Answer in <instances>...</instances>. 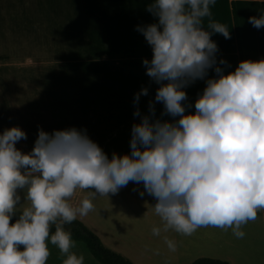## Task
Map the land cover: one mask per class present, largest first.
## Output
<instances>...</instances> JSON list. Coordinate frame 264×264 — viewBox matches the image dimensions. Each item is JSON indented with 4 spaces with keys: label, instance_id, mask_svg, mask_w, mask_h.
<instances>
[{
    "label": "clouds",
    "instance_id": "9594fccd",
    "mask_svg": "<svg viewBox=\"0 0 264 264\" xmlns=\"http://www.w3.org/2000/svg\"><path fill=\"white\" fill-rule=\"evenodd\" d=\"M214 3L152 0L147 5L157 22L138 28L152 49L143 64L159 84L155 100L179 119L142 116L132 126L130 155L114 153L109 159L74 127L51 134L39 130L28 153L15 146L26 139L21 128L0 134V264H47L49 243L66 256L63 264H84V256L72 251L75 241L65 225L93 211L96 195L117 194L129 182L142 183L155 198L162 224L152 228L154 236L169 230L190 236L207 226L244 236L241 227L264 210V59L242 60L226 74L217 66L211 34L230 38V33L215 21L203 27ZM249 22L264 27V11ZM209 68L218 76L207 79L195 112L186 113L184 86L203 79ZM141 94L147 89L134 100ZM149 110L154 111L151 102ZM134 115H141L138 108ZM78 189L91 190L92 198L74 205ZM165 243L176 251L175 241L165 237Z\"/></svg>",
    "mask_w": 264,
    "mask_h": 264
},
{
    "label": "crops",
    "instance_id": "0c3cea01",
    "mask_svg": "<svg viewBox=\"0 0 264 264\" xmlns=\"http://www.w3.org/2000/svg\"><path fill=\"white\" fill-rule=\"evenodd\" d=\"M151 2L0 0V70L9 71V77L14 74L31 78L1 80L8 88L0 89V134L13 126L21 128L26 139L15 146L28 153L39 130L51 134L54 130L74 127L111 159L114 153L131 154L132 126L139 123L142 116L176 122L179 117L166 113L164 105L155 100L159 84L146 74L143 64L144 59L151 60L152 49L138 28L157 22L146 10ZM239 8L245 12L244 28L235 19V9L240 12ZM258 10V0H215L210 5L211 16L203 19V27L208 29L209 21H215L226 25L230 33V38L211 34L218 49L217 66L225 74L234 71L242 60H259L255 27L250 23V32L247 34L245 30L246 17L249 20L257 16ZM221 59L225 63L221 64ZM217 76L214 68H209L203 79L184 86L187 99L182 103L186 113L195 112V101L202 94L207 79ZM142 88L147 89V95L141 94L137 102L134 97ZM137 108L140 116L134 115ZM90 193L91 190L78 189L71 203L78 205L83 198H92ZM92 202L94 210L77 220L111 250L122 254L119 247L125 246V242H135L142 248H158L157 256L165 264L192 262L200 256L241 264L227 251L206 247L208 243L214 245L217 231L231 232V228L207 226L190 236L174 230L154 236L152 228L161 226L162 222L154 212L155 198L147 194L142 183L129 182L117 194L96 195ZM256 225L257 218L249 221L247 227H241L243 238L247 236L246 228L249 227V233L252 231L248 235L251 253L239 248L234 241L241 238L233 235H227L226 244L239 258L249 259L254 264L262 260V254L257 256L252 252L254 244L257 246L255 236H260ZM262 235L264 243V233ZM221 236L219 238L224 239L225 234ZM165 237L175 241L176 251L169 250ZM65 258L57 249L48 259H53V264H63Z\"/></svg>",
    "mask_w": 264,
    "mask_h": 264
},
{
    "label": "rangeland",
    "instance_id": "374dc122",
    "mask_svg": "<svg viewBox=\"0 0 264 264\" xmlns=\"http://www.w3.org/2000/svg\"><path fill=\"white\" fill-rule=\"evenodd\" d=\"M240 12L237 11V9H235V19L238 23H241L240 25L243 26L244 28V25H243V22H242V17L244 16V13L243 11H241L242 9H240ZM250 13V11H248V14ZM246 20L247 22L245 23V30L247 31V34L248 32H250V29H251V24L248 20V18L246 17ZM244 36V35H243ZM9 74V71L7 70H0V82L1 80H12V79H19V78H29L31 79L28 75H23L22 77H20V75H14L12 77H9L8 76ZM8 87L6 85H4L3 83H0V89L1 90H4V89H7ZM0 109H2L0 107ZM21 200H23V193H21ZM263 213V214H262ZM257 225H256V231H257V234L260 233V236H255V243L257 244V246L254 244V248H253V251H255V253H257V256H262V260L256 264H261L263 262V258H264V243H263V222H264V210L261 211V215H260V212L258 211L257 213ZM259 222V223H258ZM249 224V222L247 223ZM247 224H245L244 226H246ZM262 224V225H261ZM261 226V227H260ZM247 227V226H246ZM249 228V227H248ZM246 228V232L247 233V236L245 238H241V239H238V240H235L234 242L239 246V248H245L246 252L251 253L250 249L249 248V245H250V241L251 239L248 237L249 234L252 233V231H250L249 233V229ZM242 231V230H241ZM225 234V236H224ZM254 234V232H253ZM215 241H214V245L213 244H209L206 246L207 249H212L215 250V251H222V252H228L231 257L235 256L237 257V260L241 263V264H251L252 262L249 261V259H242V257H238V255L234 254L233 252L230 251V248H228L226 246V244L228 243L227 242V235H233L234 238H236L237 236H235L233 234V231L230 232V230L228 231H217L215 233ZM220 235H223L224 236V239H220L219 236ZM221 236V238L223 237ZM238 238V237H237ZM223 243H222V242ZM125 246L123 247H119L118 250L122 252V254L120 252H116V253H119L125 257H127L128 259H130L134 264H165V263H162L160 262L159 260V257L157 256V249L158 248H142L140 247L138 244H136L135 242H125L124 243ZM260 244H261V247H260ZM221 245V247L219 246ZM222 245H224V247H222ZM211 246V247H210ZM58 248H56L55 246L51 245L49 243V250H50V253L52 251H56ZM111 249V248H110ZM72 251H74L75 253H77L78 255H83L84 256V264H99L97 263L92 257L91 255L88 253V251L86 250V248L83 247V244L82 243H75V247L72 249ZM114 251V250H113ZM227 253V254H228ZM200 257H206V256H200ZM200 257H197V258H200ZM251 257V255H250ZM54 259V258H53ZM53 259H48L47 261V264H53ZM196 259V258H195ZM94 260V261H93ZM222 260V259H220ZM193 262V261H192ZM192 262H181L180 264H190ZM254 264V263H252Z\"/></svg>",
    "mask_w": 264,
    "mask_h": 264
},
{
    "label": "trees",
    "instance_id": "16d2710c",
    "mask_svg": "<svg viewBox=\"0 0 264 264\" xmlns=\"http://www.w3.org/2000/svg\"><path fill=\"white\" fill-rule=\"evenodd\" d=\"M264 11V3L259 2V10L257 16ZM255 39L258 51V57L264 59V27L255 28ZM17 215L12 217V222L15 221ZM65 228L72 234L75 242L82 243L92 258L99 264H134L128 258L116 253L115 251L105 247L100 239L89 230L79 220L73 221L70 225H65ZM54 231V228H53ZM190 264H230L228 261L210 257H200L195 259Z\"/></svg>",
    "mask_w": 264,
    "mask_h": 264
},
{
    "label": "bare ground",
    "instance_id": "6f19581e",
    "mask_svg": "<svg viewBox=\"0 0 264 264\" xmlns=\"http://www.w3.org/2000/svg\"><path fill=\"white\" fill-rule=\"evenodd\" d=\"M263 214V213H262ZM258 220V219H257ZM228 238V237H227ZM236 247V246H235Z\"/></svg>",
    "mask_w": 264,
    "mask_h": 264
}]
</instances>
